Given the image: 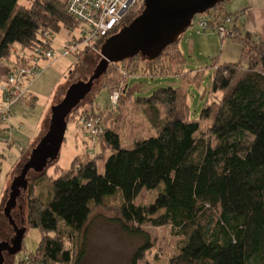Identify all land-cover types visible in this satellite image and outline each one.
Here are the masks:
<instances>
[{
  "label": "trees",
  "instance_id": "1",
  "mask_svg": "<svg viewBox=\"0 0 264 264\" xmlns=\"http://www.w3.org/2000/svg\"><path fill=\"white\" fill-rule=\"evenodd\" d=\"M27 1L18 7L19 0H0V63L11 60L13 46L29 49L42 42L47 30L58 33L65 25H78L68 13V0ZM222 4L202 15L212 26L223 17L232 18L231 38L241 44V55L237 61L215 64V98L207 102L200 119L190 117L185 89L158 88L138 98L155 112L152 122L158 133L126 147L119 131L106 124L113 110L81 112L82 118L104 123V132L95 139L99 151L91 160L75 158L70 169L51 178L49 200L35 193V180L29 181L27 229H40L42 238L37 250L19 264H82L93 208L117 193V223L143 240L130 264H140L153 247L143 229L147 223L167 226L179 239V252L168 264H264V38L242 33L238 17ZM180 39L152 60L156 75L183 62ZM137 58L144 57L110 64L100 78L106 86L123 81L118 109L123 98L134 96L128 77L138 69V63L131 66ZM143 190L157 193L150 204L135 203Z\"/></svg>",
  "mask_w": 264,
  "mask_h": 264
},
{
  "label": "rangeland",
  "instance_id": "2",
  "mask_svg": "<svg viewBox=\"0 0 264 264\" xmlns=\"http://www.w3.org/2000/svg\"><path fill=\"white\" fill-rule=\"evenodd\" d=\"M28 4L27 0H19L18 7ZM222 6L234 18L238 17L240 26L245 22L243 16L246 14L243 15V13L249 9L264 8V0H224ZM142 11H139L136 17ZM254 11L257 14L258 10ZM199 15L201 14L193 18L195 19L193 24L181 36L185 51L184 60L178 67H173L167 74L156 75V65L152 60L137 58L131 64L132 67L139 64L137 71L128 77V86L133 89L134 98H123L120 108L111 116V121L106 122L107 125L119 131L124 146L131 147L135 140L158 133L159 127L152 122L155 112L145 102L139 100V97H148L158 88L181 87L188 94L190 117L193 120L200 119L202 109L207 102L215 98L212 95L215 64L237 61L240 58L241 44L231 38L233 25L231 33L223 38L212 30L200 34L196 32ZM225 19L232 18L223 17L221 21H228ZM199 35H207L208 41L206 43L197 41L195 47H192L188 39L197 38ZM67 38L69 34L64 28L57 33L54 48L57 49L58 57L42 62L41 75L23 82L24 93L12 107L15 115V125L12 129L13 142L2 154L0 153V240L9 239L10 236L13 238L15 235L14 227L4 213V207L9 198L14 177L20 174L22 166L33 149L49 131L53 106L65 98L71 85L79 81H87L102 59L101 51H90L84 57L71 53L63 55L65 52L62 49L63 42ZM178 46L181 47V41ZM13 59L12 55L11 60L2 63L7 67L11 66ZM104 83L106 82L103 78L98 80L78 109L70 114L57 161L59 168L56 169V163H50L43 175L33 170L29 172V181L35 180V193L43 200H49L52 196L51 178H56L63 171L70 169L75 158L78 157L81 161L91 160L99 151V143L94 141L83 127L84 118L81 117V112L92 109L96 112L112 110L109 103L110 94L114 90L120 91L121 94L122 85L120 83L116 86H106ZM219 97L221 93H218L217 98ZM161 109L162 117H164V109L162 107ZM20 123L23 124L21 129L17 127ZM202 125L206 127L207 121L203 120ZM8 137L6 134L0 137V149H3L5 145L3 138ZM98 170L103 172L102 161H98ZM156 194V192L143 190L135 203L150 204ZM27 203L28 189L18 198L17 206L12 212L18 227H27ZM120 204L121 196L117 193L107 198L102 205L94 206L87 226L86 257L82 264L131 263L133 254L143 240L127 234L117 223L116 217L120 216ZM143 229L151 236L153 247L146 253L140 264H168L169 259L179 252V239L172 236L167 226L154 227L147 223ZM41 238L40 229H27L22 250L16 255L6 257L5 264H19L25 255L37 250Z\"/></svg>",
  "mask_w": 264,
  "mask_h": 264
},
{
  "label": "water",
  "instance_id": "3",
  "mask_svg": "<svg viewBox=\"0 0 264 264\" xmlns=\"http://www.w3.org/2000/svg\"><path fill=\"white\" fill-rule=\"evenodd\" d=\"M223 1L144 0L142 13L119 33L106 40L101 48L102 59L91 77L87 81L71 85L65 98L53 106L48 133L33 149L20 174L14 177L4 213L13 225L15 235L10 241L0 240V264H5L6 252L16 255L22 250L27 227H18L12 212L17 206L18 198L29 186V172L33 170L42 173L50 163L59 158L70 114L86 99L95 82L107 72L109 65L137 55L155 60L167 46L178 42L196 15L207 12Z\"/></svg>",
  "mask_w": 264,
  "mask_h": 264
},
{
  "label": "built area",
  "instance_id": "4",
  "mask_svg": "<svg viewBox=\"0 0 264 264\" xmlns=\"http://www.w3.org/2000/svg\"><path fill=\"white\" fill-rule=\"evenodd\" d=\"M142 1L144 0H68V13L77 20L78 25L75 28L64 27L69 38L63 42V55L71 53L79 56L86 51H101L106 40L123 29L122 22ZM225 20L228 21L212 26L210 20L201 14L197 20L196 32L201 34L212 30L223 38L231 33L233 24L232 19ZM56 38L57 32L47 30L41 38L42 42L32 48L12 47V65L4 78L0 76V137L4 134L9 136L3 138L5 145L0 149L1 154L13 142L15 115L12 107L24 93L23 82L41 75L42 62L58 57L57 49L54 48ZM119 98L118 90L110 94L113 111L118 109ZM82 121L86 133L93 140L104 132L102 119L84 118ZM17 127L21 129L23 124L20 123Z\"/></svg>",
  "mask_w": 264,
  "mask_h": 264
},
{
  "label": "crops",
  "instance_id": "5",
  "mask_svg": "<svg viewBox=\"0 0 264 264\" xmlns=\"http://www.w3.org/2000/svg\"><path fill=\"white\" fill-rule=\"evenodd\" d=\"M254 10H258L257 14L255 13ZM246 14V15H245ZM243 18L245 20V22L243 24H241L240 26L238 25V21H237V25L240 27V30L242 33H250V34H257L259 36H261L263 38V33H264V8L263 7H258L255 9H249L246 12L243 13ZM208 36L207 35H199V37L194 38L191 37L188 39V41L190 42L192 47H195V43L197 41H201L206 43L208 41ZM182 38H181V47L180 50L182 51V53H184V49H183V42H182ZM10 66H6L3 63H0V76L1 77H5L6 74L9 71Z\"/></svg>",
  "mask_w": 264,
  "mask_h": 264
},
{
  "label": "flooded vegetation",
  "instance_id": "6",
  "mask_svg": "<svg viewBox=\"0 0 264 264\" xmlns=\"http://www.w3.org/2000/svg\"><path fill=\"white\" fill-rule=\"evenodd\" d=\"M141 7L142 6L140 5L135 10H133L131 12L130 16L122 22V26H126V25L130 24L131 20H134V18L137 16V13L140 11ZM11 239L12 238L10 236L9 239H5V240H1V241H9ZM8 256H9V254L6 252L5 253V258L8 257Z\"/></svg>",
  "mask_w": 264,
  "mask_h": 264
}]
</instances>
